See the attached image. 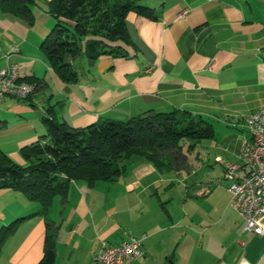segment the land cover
<instances>
[{"label": "crops", "instance_id": "0c3cea01", "mask_svg": "<svg viewBox=\"0 0 264 264\" xmlns=\"http://www.w3.org/2000/svg\"><path fill=\"white\" fill-rule=\"evenodd\" d=\"M33 1L32 21L0 8V67L15 63L21 79L36 83L27 99H0V150L17 163H24L21 147L43 141L49 107L72 127L177 110L242 126L243 115L264 107V0H137L156 18L127 13L129 43L121 46L129 56L101 55L91 63L83 46L71 60L77 76L71 82L40 48L55 24L49 0ZM176 157L179 164L157 168L134 156L114 181H71L48 213L53 264H93L102 242L131 238L141 239L142 250L133 264H264V235L243 230L227 186L189 181L196 171L188 170L185 155ZM40 210L20 190L0 188V228L16 225L0 245V264L41 260Z\"/></svg>", "mask_w": 264, "mask_h": 264}, {"label": "trees", "instance_id": "16d2710c", "mask_svg": "<svg viewBox=\"0 0 264 264\" xmlns=\"http://www.w3.org/2000/svg\"><path fill=\"white\" fill-rule=\"evenodd\" d=\"M33 0H0V8L16 17L32 21ZM155 19L152 8L137 0H49L47 12L55 24L40 44L54 72L64 81L76 80L71 60L83 51L89 61L101 55L128 57L121 43H129L128 12ZM33 84V92L36 83ZM35 83V84H34ZM44 118L47 133L43 141L20 148L24 163L15 162L0 150V188L20 190L29 200L41 204L46 232L43 256L36 264H53L55 237L48 217L50 204L57 195L65 196L71 181L88 185L114 181L126 163L140 156L157 168L180 163L177 155L189 141L212 138L210 124L201 116L186 111L148 112L125 121L104 118L84 127H72L53 117L47 108ZM16 225L0 228V245Z\"/></svg>", "mask_w": 264, "mask_h": 264}, {"label": "built area", "instance_id": "2783aa9c", "mask_svg": "<svg viewBox=\"0 0 264 264\" xmlns=\"http://www.w3.org/2000/svg\"><path fill=\"white\" fill-rule=\"evenodd\" d=\"M32 93L30 82L19 77L15 63L0 67V99L5 95L27 99ZM241 120L248 136L240 143L237 159L223 161L217 157V161L223 165L230 204L244 219L243 230L264 235V107L243 115ZM141 254L140 238L118 245L102 242L93 264H133Z\"/></svg>", "mask_w": 264, "mask_h": 264}, {"label": "rangeland", "instance_id": "374dc122", "mask_svg": "<svg viewBox=\"0 0 264 264\" xmlns=\"http://www.w3.org/2000/svg\"><path fill=\"white\" fill-rule=\"evenodd\" d=\"M202 116L205 122L210 124L215 136L213 139L196 141L193 148H189L187 142L181 147V154L187 157L188 170L196 171V174H191L188 180L193 181V179L204 177L202 180L206 184L205 186L211 187L219 182L227 186V181L221 177L223 165L217 161L215 156L218 154L223 161H235L233 155L237 147L240 146L243 137L248 136V130L241 125L231 126L224 122L225 120L216 119L213 115ZM225 117L226 115L222 116V118ZM181 171L184 176L188 175L187 169ZM175 184L177 185V183Z\"/></svg>", "mask_w": 264, "mask_h": 264}, {"label": "bare ground", "instance_id": "6f19581e", "mask_svg": "<svg viewBox=\"0 0 264 264\" xmlns=\"http://www.w3.org/2000/svg\"><path fill=\"white\" fill-rule=\"evenodd\" d=\"M30 86H31V90L33 91V87H34L33 84L30 83Z\"/></svg>", "mask_w": 264, "mask_h": 264}]
</instances>
